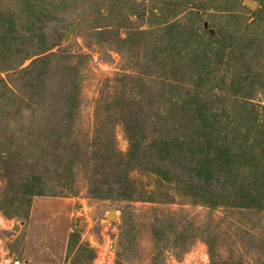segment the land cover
<instances>
[{
    "label": "rangeland",
    "instance_id": "1",
    "mask_svg": "<svg viewBox=\"0 0 264 264\" xmlns=\"http://www.w3.org/2000/svg\"><path fill=\"white\" fill-rule=\"evenodd\" d=\"M150 28L166 65L142 57L143 37L122 43ZM139 72L141 108L158 93L199 97L222 124L224 111L256 116L224 133L201 126L203 143L252 136L264 126V0H0V264H264V209L211 208L141 170L125 185L103 145L72 164L101 125L126 153L105 107Z\"/></svg>",
    "mask_w": 264,
    "mask_h": 264
},
{
    "label": "trees",
    "instance_id": "2",
    "mask_svg": "<svg viewBox=\"0 0 264 264\" xmlns=\"http://www.w3.org/2000/svg\"><path fill=\"white\" fill-rule=\"evenodd\" d=\"M173 24L168 26L173 27ZM152 34L154 35L151 28L130 30L122 43L130 42L134 37L137 43L139 37H143V47L140 48L142 57H147L152 66L158 60L166 65L169 56L167 46H163V51L159 53ZM144 75L146 73L139 72L135 76H125L130 83V92H117L105 107V121L111 124L118 120L123 125L128 140L126 153L113 150V136L101 125L93 131V144L90 145V141L85 139L84 143H80L81 150L78 145L79 150H75L72 155V164H82L92 147L91 152L98 157L103 145L106 149L103 157L109 161L111 176L118 175L120 170L124 171L125 185L130 186L134 182L129 179V171L141 170L174 185L183 194L196 198L211 208L226 205L264 209V126H254L252 136L251 128L247 127L240 140L237 137L235 139V136L227 141L223 137L220 140L217 137L214 141H205L206 143L201 140L204 137L201 126L208 124L210 128L216 127L224 133L230 123L238 128L239 122L248 124L251 120L256 121L255 113L248 110L239 116L234 112L224 111L226 119L222 124L218 113L201 112V98H193L192 101L179 98L174 100L172 96L162 93L146 95L145 100L150 108L147 111L141 108L145 97L131 94L132 88L137 91L141 89V77ZM121 83L124 86V80ZM79 103L77 93L71 102L70 114L75 112ZM97 166L98 164H94L86 171L88 189L92 194L98 187L97 179L93 176L98 170ZM124 196L132 198L134 194L130 192Z\"/></svg>",
    "mask_w": 264,
    "mask_h": 264
},
{
    "label": "water",
    "instance_id": "3",
    "mask_svg": "<svg viewBox=\"0 0 264 264\" xmlns=\"http://www.w3.org/2000/svg\"><path fill=\"white\" fill-rule=\"evenodd\" d=\"M251 4V3H250ZM253 5V4H252ZM75 24H73V25H71L70 27H69V29H68V32H67V34H66V36H65V38H68L69 37V35H70V33L73 31V29L75 28ZM116 217V214H115V211L114 210H111L110 211V213H109V215L107 216V219H113V218H115Z\"/></svg>",
    "mask_w": 264,
    "mask_h": 264
}]
</instances>
